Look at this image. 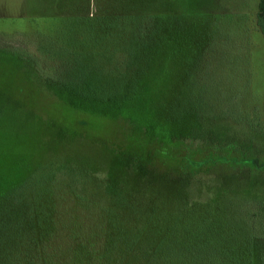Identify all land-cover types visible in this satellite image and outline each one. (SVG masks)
<instances>
[{
    "label": "rangeland",
    "instance_id": "obj_1",
    "mask_svg": "<svg viewBox=\"0 0 264 264\" xmlns=\"http://www.w3.org/2000/svg\"><path fill=\"white\" fill-rule=\"evenodd\" d=\"M114 1L0 0V191L12 187L25 198L34 196V224L51 213L46 228L36 230L35 251L28 259L35 264H117V256L105 252L99 239L116 248L121 264H153L157 257L159 264H199V253L211 264H264V36L257 28L259 1L145 0L149 12L160 8L166 19L190 28L179 47L191 55L169 56L165 46L168 56L160 62L151 57L155 36L129 37L115 28V21L105 31L101 23L84 17L98 8L110 11ZM126 61L132 66L124 70L123 80L118 71ZM109 67L117 68L115 76L109 77ZM172 96L179 98L171 116L178 131L196 140L167 146L168 139L156 143L152 137L150 146L155 158L163 150L172 152V159L181 162L179 170L199 167L188 171L189 191L201 202L210 200L215 211L222 210L226 226L216 240H228L210 251L200 248L197 207L166 201L148 188V180L134 187V170L113 158L149 145L145 125L138 132L127 124L132 119L129 106L140 107L145 124L154 123L155 116L164 124V104ZM78 97L91 109L73 107ZM192 110L202 129L185 113ZM155 133L163 140L164 128ZM51 162L85 165L91 175L107 176L105 181L111 176L121 194H112L114 205L97 212L84 211L91 207L83 208L75 198L59 201L60 217L55 216L57 200L46 199L51 195L37 185V175L24 182L20 178L33 166ZM109 186L93 191L97 200L106 197ZM19 214L23 225L31 223L23 211ZM141 216H147L143 224Z\"/></svg>",
    "mask_w": 264,
    "mask_h": 264
},
{
    "label": "trees",
    "instance_id": "obj_2",
    "mask_svg": "<svg viewBox=\"0 0 264 264\" xmlns=\"http://www.w3.org/2000/svg\"><path fill=\"white\" fill-rule=\"evenodd\" d=\"M258 1V14L256 18L257 28L264 36V0ZM114 4L115 5L111 9L112 12L111 10L108 12H102V9L98 8L94 15L89 14L87 11L84 17L89 21L101 23L102 28L105 31L111 28V21H115V28L118 29L121 34H129V37H135L136 35L141 34L145 38L155 36V43L157 46L153 49H155L156 53H151V57L159 58V62L161 60V56H168V53L169 56L185 55L189 57L191 55L184 51V46L182 48L179 47L180 38L188 34L190 31V28L186 25V23L181 26V21L176 22L172 20L173 18L166 19L162 13H159L160 8L157 9L156 12H149L147 10L148 5L146 4L145 0H115ZM147 13L149 14L147 15ZM189 38L190 37L186 38L187 40L184 41V43L186 42V46L189 45ZM165 46H167L168 53L165 50ZM170 60L174 61V59ZM108 63L107 65L110 66ZM123 66L124 67L118 72L120 77L124 80L126 78V72L124 70L130 68V66H132V62H123ZM116 69H110V67L108 68L109 77L115 76L117 71H114ZM37 73L40 75L45 74L43 71H39ZM105 73H107V69H105ZM47 82L49 83L50 81ZM51 83L55 85L53 81H51ZM86 87L91 89L93 86L86 85ZM47 88L50 89L53 88V86H49ZM123 88L126 91L129 87H126L125 85ZM55 90L58 91L57 89ZM171 90L174 93L178 92V85L172 87ZM80 98L81 97H78V100L71 102L72 106L84 112L86 110H90L91 108L87 109V105L78 102ZM175 101H179V98L177 96H172L164 104L166 109V113L164 115L166 116L164 124L159 116L151 117L154 123L150 125H147V123L145 124L142 119L144 115L143 112H140V107L133 108V106L130 105L129 107L131 108L129 113L134 120L130 118L131 120L127 124L133 125L134 128L137 129L145 125V127L149 129V131L147 130L148 132H146L149 133V135H146L145 133L144 138L145 141L149 142V145L147 144L148 148L146 147V149L140 148L136 154L129 153V151H122L119 152V155L116 154L113 156V158L117 157L118 165L121 163L124 169L132 168L134 170V187H137L142 180H148V188H150L154 193L162 195L166 201H172L176 206H181L183 208L187 207L191 208L192 210L197 207V214L193 211L192 213L198 216L200 248L208 247V250L210 251L214 244H224L227 243L228 240H216L218 235L223 236L224 233L222 232L225 231L224 227L226 225L223 224L222 210L219 209L215 211L214 204L210 200L201 202L198 197L193 195V192L189 191V173H193L194 169L199 167L197 165H193L191 167L192 171L188 170L190 172L179 170L178 164H181V162L173 160L172 152L166 153L165 150L161 151L162 153L159 155H157L158 153L155 154L157 157L168 163L169 167H163L158 160L159 158H155V156H153L150 146L151 142L152 145L154 142L152 137L156 140V143H161L164 142L165 139H168L167 146L171 144L180 146L184 145L186 142H192L196 140L192 139V137H183L178 131V129H180L179 125H177L175 119L171 117L177 112V108L179 106V103ZM187 112L192 115L193 119L197 121L198 127L202 129L201 123L199 122L196 115V110L186 111L185 113ZM158 127L160 129L164 128L163 140L160 138L162 134H160V137H155V132ZM137 131L140 132L141 130L138 129ZM203 133L204 135L206 134L205 131ZM129 154L131 156H129ZM82 167L84 169H82ZM85 169L86 166L81 164L80 167H77L76 165L69 163H55L54 165V162H51V164L48 163L46 165H35L29 169L25 175H23V173L21 176H19L20 178H23L24 182L25 180L29 179L31 174L37 175V185L40 184L41 189H43L44 192L47 191L48 194L51 195V198L48 196L46 199H48L50 202L57 200L53 206L55 216L57 215L60 217L59 213L57 212L59 201H65L69 198L77 199L83 208L85 205H89L91 209H83L84 211L89 212H97L96 209L114 205V199L116 197L113 195L121 194L122 188H116L115 186L117 184L113 185V181L110 180L111 176L109 177L108 181H105L104 178L107 176L102 178L96 177L95 175H91L89 172H87L88 170ZM58 171L62 174L57 175ZM84 173L86 178H82ZM119 173H123L122 169L119 170ZM93 183L96 184V186H89ZM105 185H110V188L108 187V189H106V191L109 193L105 191L106 197L97 200L93 191L95 192L96 188ZM8 188H6V190L3 189L0 191V264H35V260L33 258L29 257L28 259V256L35 251L33 246V242H35L34 235L37 229L46 228L50 220L51 213L49 214V218L44 217L39 221V223L34 224L35 214L31 212L33 209L31 207V203L33 202L34 205H36V198L31 195L28 198H25V196H21L20 192H15L12 187L9 189ZM58 193L61 195H57ZM85 194H92V197L86 198ZM20 211L25 213L24 217L29 216L31 218V223H26L24 221V225L22 224L23 218L19 214ZM176 216L177 215L175 213L165 214V217ZM69 217L72 218L73 216ZM146 217L147 216H141L142 224L145 222ZM71 218H68L69 223ZM162 220H164V217ZM84 233H87V231L85 230ZM119 243L121 242L119 241ZM98 244L102 246V249L105 250V252L107 251L111 255L117 256V264H121L124 261L123 259L118 258V253L116 252V248L113 245H107V243L102 244L100 243L99 239ZM138 258H146L150 260L149 256H137L136 259ZM158 259L159 258L157 257L153 264H155V262L156 264H159L160 261ZM207 260H209V258H207ZM207 260H201V255L199 253V264H211L208 263ZM229 263L230 261H228V264Z\"/></svg>",
    "mask_w": 264,
    "mask_h": 264
}]
</instances>
